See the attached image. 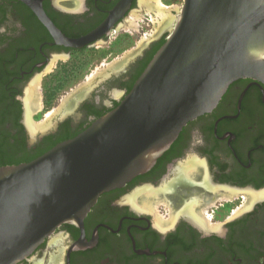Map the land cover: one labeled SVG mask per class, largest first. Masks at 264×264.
<instances>
[{
    "label": "flooded vegetation",
    "instance_id": "obj_1",
    "mask_svg": "<svg viewBox=\"0 0 264 264\" xmlns=\"http://www.w3.org/2000/svg\"><path fill=\"white\" fill-rule=\"evenodd\" d=\"M138 1L39 0L42 18L20 0H0V167L76 137L128 94L167 36L126 61L129 50L119 41ZM31 90L38 109L27 101ZM188 161L197 175L168 194L174 207L188 198L201 207L208 196L203 176L233 200L261 196L213 223L179 215L167 225L168 215L131 204L133 193L158 190ZM263 193L264 81L238 79L212 111L182 128L149 171L101 194L81 227L61 225L19 264H264Z\"/></svg>",
    "mask_w": 264,
    "mask_h": 264
},
{
    "label": "water",
    "instance_id": "obj_2",
    "mask_svg": "<svg viewBox=\"0 0 264 264\" xmlns=\"http://www.w3.org/2000/svg\"><path fill=\"white\" fill-rule=\"evenodd\" d=\"M20 1L45 18L39 0ZM168 14L153 37L167 32L164 43L114 110L34 160L0 167V264L27 261L63 224L81 227L101 194L149 171L231 83L264 81V0H182Z\"/></svg>",
    "mask_w": 264,
    "mask_h": 264
},
{
    "label": "bare ground",
    "instance_id": "obj_3",
    "mask_svg": "<svg viewBox=\"0 0 264 264\" xmlns=\"http://www.w3.org/2000/svg\"><path fill=\"white\" fill-rule=\"evenodd\" d=\"M150 3H151V0H142V4L145 5V6H149ZM157 4H158V2H157ZM158 6L160 7L159 4H158ZM157 11H158L159 18L161 20H163V18H164L163 15L165 14V12H163L164 10L163 11L157 10ZM169 21H171L170 18L164 20V23L158 28V31L157 32H159V31H161L163 29H166L168 27V25H169L168 24ZM129 24H130L131 27L134 26V20H131L129 22ZM132 54H133V51L132 52H128L125 55H127V57H130ZM112 67H114V66H112ZM98 69H101V67L98 68ZM96 70H95L94 73H92L91 76H88V79H85V80L90 81L94 77L95 73H97L98 70L97 71ZM85 85H87V84H85ZM31 91H28V93H27V97H28V100L27 101H31V104L33 103L32 104L33 106L29 103L30 104L29 106L32 107V108H30L28 106V103H26V109H27V111H29V108L30 109H35V108L38 109L39 106H40V103L39 102L34 103L33 98L30 99L34 95L33 94L34 91L33 90H31ZM68 97H69V95H66L62 99V101H61L62 104H60V105H63L64 106L67 103ZM189 162L190 161L187 162L188 164L186 163V164H184L182 166H179L178 169H177V171H176V173H174V175H175L174 178L170 181V183L164 184L158 190L152 191V192H150V191H142L141 190V191H136L135 193H133L132 196L129 198L131 204L134 207H137L139 209L140 208H143V209L144 208H147V209L153 208L154 209V208H156V204H158L159 202H164L166 204L165 206H167L168 212H169V218L167 220H165V224H167V225L171 221L175 220L176 217H178L179 215H185V216H189V217H193V216H196V215H197V217L199 215L202 216L201 211L204 209V207H202V208L201 207H198V208L196 207L198 205V203H199L197 199H195V198L185 199L183 201V203H181V205H179V207L177 208V207H174V205L176 203L175 197H173L172 195H171V197L168 196V194H171L177 187L180 189L181 188L180 186L187 185L190 182H193L194 181V177L197 175V171L198 170H197V167H195L194 165L190 164L191 162L190 163ZM197 177H199V176H197ZM199 184L202 187V189L205 191V193H207V195H208V196H205L203 198V205H211V204L215 203L216 201H219V200H222V199H229V198L232 197L231 194H230V191H227V190L226 191L223 190V191H221L219 193H215L214 189L212 188L213 186L211 187V184L209 183V180L208 179L206 180V178H204V176H203L202 180L199 182ZM201 187H200V189H201ZM192 188H193V186H192ZM190 189L191 188H189V190ZM184 191H185V189H184ZM144 192H146V193H144ZM193 192H195V191H193ZM193 192H192V194H193ZM142 194H144V195H142ZM210 194H212V195H210ZM182 196H184V195H182ZM260 196H261V194H255V195H249L248 194V202L255 201V199L257 197H260ZM257 199H259V198H257ZM163 220H164V218H163ZM162 225H163V223H162Z\"/></svg>",
    "mask_w": 264,
    "mask_h": 264
},
{
    "label": "rangeland",
    "instance_id": "obj_4",
    "mask_svg": "<svg viewBox=\"0 0 264 264\" xmlns=\"http://www.w3.org/2000/svg\"><path fill=\"white\" fill-rule=\"evenodd\" d=\"M157 2L160 7L158 6ZM181 4L182 0H151L150 5L145 6L142 4V0H139V7L137 8V10L131 12L127 19L128 34L125 33L121 36L119 44H126L127 48H125V50H129V52H132L134 51V49L139 47V45H141L143 40L149 41L153 39L154 35L158 31V28L164 23V20L169 19L168 11L179 9ZM157 10H164L163 12H165V16L163 15V20L159 18ZM131 20H134V26L132 27L129 24ZM93 57L94 55H92V59ZM101 58L102 61L100 60L99 62H101L102 65H105L107 61H104L103 59H105L106 57ZM39 107H41V105ZM231 200H233V198L222 199L221 201H218L211 205H202L203 203H201V208L204 207V209L201 211L202 216L205 217L206 220L210 223H213L215 221H223V219L229 216L230 213L237 211V209H239L241 205L242 209H244L248 204L247 197L243 194L242 197H238V199H235L233 201ZM165 205L166 204L164 202H159L158 204H156V208L154 209L158 215H165V217H167V215L169 216L168 208Z\"/></svg>",
    "mask_w": 264,
    "mask_h": 264
},
{
    "label": "trees",
    "instance_id": "obj_5",
    "mask_svg": "<svg viewBox=\"0 0 264 264\" xmlns=\"http://www.w3.org/2000/svg\"><path fill=\"white\" fill-rule=\"evenodd\" d=\"M164 43V41L163 42H161V44L160 45H162ZM160 47V46H159ZM151 59V58H150ZM149 62V61H148Z\"/></svg>",
    "mask_w": 264,
    "mask_h": 264
}]
</instances>
